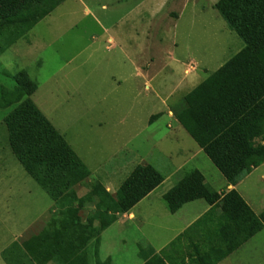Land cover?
Wrapping results in <instances>:
<instances>
[{
    "label": "rangeland",
    "instance_id": "rangeland-1",
    "mask_svg": "<svg viewBox=\"0 0 264 264\" xmlns=\"http://www.w3.org/2000/svg\"><path fill=\"white\" fill-rule=\"evenodd\" d=\"M218 2L66 0L13 47L0 49V95L3 90L12 93L18 80L37 82L33 100L42 98L47 118L85 162L95 182H103L99 173L109 175L121 166L126 170H119V180L144 164L166 174L171 152L184 145L198 148L170 117V109L180 114L186 95L245 48L215 9ZM150 61L155 65L151 74L157 78L148 90L135 77L132 64ZM23 72L26 77H21ZM10 111L0 109V178L3 190L10 193L12 182L16 192L9 201L11 214L3 216L11 234L3 221L0 251L23 230L33 226L23 236L27 239L46 228L52 214L45 208L54 207L11 151L4 123ZM251 185L255 200L264 206V167ZM87 190L79 191L82 195ZM158 205L160 214H169L164 201ZM108 234L107 243L113 240ZM146 235L152 236V230ZM257 242L256 258L264 252V237ZM123 248L119 240L107 247L115 255ZM0 264H6L2 256Z\"/></svg>",
    "mask_w": 264,
    "mask_h": 264
},
{
    "label": "trees",
    "instance_id": "trees-1",
    "mask_svg": "<svg viewBox=\"0 0 264 264\" xmlns=\"http://www.w3.org/2000/svg\"><path fill=\"white\" fill-rule=\"evenodd\" d=\"M65 1L0 0V49L13 47ZM215 9L245 48L186 95L177 120L227 182L237 186L264 165V0H219ZM37 89L31 80H18L12 93L3 90L0 109H11L4 123L13 155L55 206L46 228L13 244L2 257L6 264H87L88 246L158 189L164 177L152 166H138L116 198L99 183L79 198L76 188L90 171L32 101ZM164 200L172 214L198 200L221 204L223 221L235 226L236 243L213 264L264 229V213L256 216L236 190L222 198L199 171L188 173ZM93 203L84 222L81 213ZM147 264L165 262L157 255Z\"/></svg>",
    "mask_w": 264,
    "mask_h": 264
},
{
    "label": "crops",
    "instance_id": "crops-1",
    "mask_svg": "<svg viewBox=\"0 0 264 264\" xmlns=\"http://www.w3.org/2000/svg\"><path fill=\"white\" fill-rule=\"evenodd\" d=\"M181 19L182 16L180 15L177 21H180ZM110 40L112 42L114 41L113 38ZM174 63H178L177 60H175ZM132 69L135 77L142 79L145 85H147L146 88L149 90L151 88L150 84L155 83L157 78L156 75L151 74L155 69L154 61L141 63L134 62L132 64ZM38 90L39 85L37 91L32 96V101L47 118L46 111H43L44 109L41 107L44 105L42 98H39L37 101L33 100V97L37 94ZM185 108L182 111H184ZM169 113L170 117L176 118V122L180 125L179 121L177 120V116L179 114L174 115L171 109ZM157 118L158 115L151 117L150 124ZM47 120L51 123L48 118ZM53 127L55 128L54 125ZM180 127L182 126L180 125ZM60 135L62 134L60 133ZM62 136L67 141L66 137L64 135ZM182 136L183 135L181 133L178 134V137L183 138ZM67 143L69 144L68 141ZM70 147L72 148L71 145ZM77 156L79 157L78 154ZM168 156L171 159V164L170 171L166 174H162L155 165H141L152 166L155 168L164 177V183L147 198L141 201L129 213L119 215L117 222L104 231L98 241L95 240L88 246L86 249L87 264H147L157 255H162L165 264H213L215 257L220 256L225 250L232 247L236 243L235 226H231L233 227L231 229L230 226L223 221L224 212L221 209V204L212 206L209 205L205 200H198L186 204L176 214H172L164 200L165 195L171 191L188 173L192 171H199L205 179V185L213 192L221 195L222 198L229 192L236 190L256 216H260L264 213V206L259 200H255V190L251 185L252 178L261 168L264 167V165L253 171L237 186H232L227 182L224 176L218 171L211 160L199 147L192 148L184 145L176 151L171 152V156ZM79 158L81 159V157ZM209 161L216 170H214V168L210 165ZM82 162L85 164L83 160ZM137 167L133 168L130 174ZM122 168L125 167H117L113 173L109 174L110 176L107 173H105V175L104 173H99L101 176H103L101 179L103 182H95L92 180V173L89 170L90 177L84 184L76 188L78 197L83 198L87 196L91 191V187L94 184L99 183L112 197L116 198L118 191L130 176L129 174L126 179L123 178L124 180H119L118 177L121 174L119 170H122ZM1 181L2 179L0 178V248L2 246L3 240V224L4 230L9 231L11 234V227L9 225L10 222L6 223L5 217L3 218V216L11 214L12 208L11 204H9V201H11L12 195L16 192V189H12V182L9 183L10 193H8L5 189L3 190ZM82 187H86L88 190L85 194L81 195L79 190ZM160 201H164L169 214L159 213L160 205H158V203ZM95 205L96 204L93 203V205H89L87 209L82 211V216L84 213H86V217H83L84 222L87 216L95 209ZM53 208L54 207L49 205L45 208V210L50 212V210ZM160 215L162 218L157 223V218ZM153 218H156V223L152 220ZM32 227L29 228L30 231ZM29 229L25 231L23 230L19 237H11L10 235L11 239L14 241H10L8 247L3 251H0V257L14 243H21L27 240L28 238L25 239L23 236L29 232ZM150 230H152L153 235L147 236L146 233L150 232ZM108 233L113 238V240L109 243H107L105 240V236ZM263 235L264 229L255 237L244 243L228 257L220 261L218 264H264V252L261 253V257L256 258L253 255V251L259 249V242L257 241L259 237H264ZM239 238L240 237H238V240ZM116 240L121 241L122 245L124 246L123 249L117 252V255H115V251L112 253L110 249H107V247L110 246L112 242L115 243ZM130 243L131 247L133 246V248L128 249L130 247ZM261 245L264 246L263 243H261ZM215 249L218 251L217 254L213 253L212 251ZM201 256H207L204 259V262L201 261ZM49 264L54 263L52 262Z\"/></svg>",
    "mask_w": 264,
    "mask_h": 264
}]
</instances>
